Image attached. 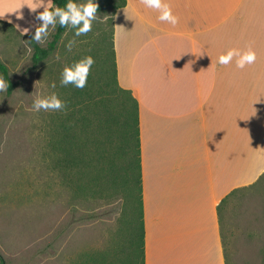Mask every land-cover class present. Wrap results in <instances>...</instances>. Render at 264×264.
Returning a JSON list of instances; mask_svg holds the SVG:
<instances>
[{
  "label": "crops",
  "instance_id": "obj_1",
  "mask_svg": "<svg viewBox=\"0 0 264 264\" xmlns=\"http://www.w3.org/2000/svg\"><path fill=\"white\" fill-rule=\"evenodd\" d=\"M161 2L175 26L142 0L113 12L119 83L139 102L146 264H228L223 206L264 176V0ZM42 3L0 0V19L34 35ZM249 48L243 69L218 63Z\"/></svg>",
  "mask_w": 264,
  "mask_h": 264
},
{
  "label": "rangeland",
  "instance_id": "obj_2",
  "mask_svg": "<svg viewBox=\"0 0 264 264\" xmlns=\"http://www.w3.org/2000/svg\"><path fill=\"white\" fill-rule=\"evenodd\" d=\"M97 16L103 22L94 21L86 35L75 37V29L67 28L57 48L36 65L27 36L0 23V58L18 83L12 94L0 92V254L4 264H85L87 254L111 252L117 243L125 242L128 227L122 220V194L76 195L54 168L49 148L59 111L32 110L37 96L55 92L63 100V68L96 43L103 31H112L113 10L108 7ZM57 25L49 26V35L40 45H49ZM73 39L77 43L69 52L66 45ZM52 82L55 89L50 87ZM221 216L228 264H264V176L233 192Z\"/></svg>",
  "mask_w": 264,
  "mask_h": 264
},
{
  "label": "trees",
  "instance_id": "obj_3",
  "mask_svg": "<svg viewBox=\"0 0 264 264\" xmlns=\"http://www.w3.org/2000/svg\"><path fill=\"white\" fill-rule=\"evenodd\" d=\"M53 2L63 8L68 0ZM126 3L127 0H100L97 13L108 7L115 12ZM0 23L13 28L1 19ZM66 29L58 24L47 47L32 40L33 35H27L35 50L34 65L57 48ZM86 56L95 61L86 87H64L62 101L66 108L53 120L48 141L53 166L78 196L104 197L116 191L124 198L122 220L128 227L125 242L117 243L111 252L87 254L85 264H146L139 102L131 90L119 83L113 24L110 33L103 31L98 41L74 60ZM0 73L8 85V94H12L18 83L1 58ZM0 260L4 264L1 254Z\"/></svg>",
  "mask_w": 264,
  "mask_h": 264
},
{
  "label": "clouds",
  "instance_id": "obj_4",
  "mask_svg": "<svg viewBox=\"0 0 264 264\" xmlns=\"http://www.w3.org/2000/svg\"><path fill=\"white\" fill-rule=\"evenodd\" d=\"M142 3L148 9L158 10L160 12L158 17L160 21L167 22L173 26L178 23V18L172 14L170 7L167 4H163L161 0H142ZM41 6L44 7V11L37 16V20L42 21V23L36 28L31 38L38 44L43 43L49 35V26L55 29L57 23L61 27L75 29V37H80L92 31L94 21L99 20L103 22V20L97 16L98 5L94 0H87L86 3H76L75 0H68L63 8L54 6L51 0H47V3H42ZM23 31L27 33L29 29H24ZM76 43L75 39L70 40L66 45L67 50L71 52ZM234 57H238L236 66L240 69L256 61V53L249 48V50L244 53L236 49L229 50L227 54L219 56L218 63L227 65ZM59 59L60 57L57 56V60ZM94 63L93 57L86 56L70 66H65L61 72L60 86L66 87L72 85L77 89L85 88L90 70ZM50 87L55 89L57 85L55 82H52ZM7 88V83L0 78V92L6 91ZM65 108L66 103L63 102L55 92L46 96H37L32 104V110L35 112H40L41 110L45 112L62 111Z\"/></svg>",
  "mask_w": 264,
  "mask_h": 264
}]
</instances>
